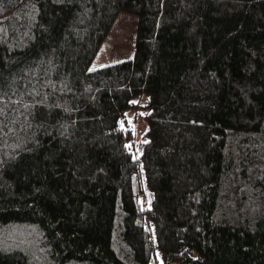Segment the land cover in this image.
<instances>
[{"label": "trees", "instance_id": "1", "mask_svg": "<svg viewBox=\"0 0 264 264\" xmlns=\"http://www.w3.org/2000/svg\"><path fill=\"white\" fill-rule=\"evenodd\" d=\"M0 264H264V0H0Z\"/></svg>", "mask_w": 264, "mask_h": 264}, {"label": "rangeland", "instance_id": "2", "mask_svg": "<svg viewBox=\"0 0 264 264\" xmlns=\"http://www.w3.org/2000/svg\"><path fill=\"white\" fill-rule=\"evenodd\" d=\"M136 17L127 12H120L116 16L106 38L100 45L96 55L92 59L89 70H95L107 65L118 63L132 58L135 50ZM142 104V105H141ZM140 106L126 111L125 121L122 125L133 132V139L129 142L130 151L134 158L141 154V143L147 138L145 135L147 123L145 119L146 109ZM143 206H150V194L147 189L143 193ZM160 259V255H158Z\"/></svg>", "mask_w": 264, "mask_h": 264}]
</instances>
